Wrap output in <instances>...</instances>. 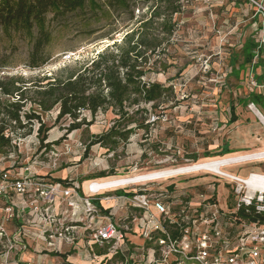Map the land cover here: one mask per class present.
<instances>
[{
  "label": "rangeland",
  "instance_id": "rangeland-1",
  "mask_svg": "<svg viewBox=\"0 0 264 264\" xmlns=\"http://www.w3.org/2000/svg\"><path fill=\"white\" fill-rule=\"evenodd\" d=\"M220 2L222 0H192L183 13L175 15L178 30L172 38L168 51L161 55V62L167 66L166 71L163 73L158 70L159 72L152 76V79L173 89L170 100L166 101L164 106L158 107L156 111L152 110L153 113H162L167 118L156 126L149 140L150 143L152 139H155L153 138L155 134L158 135L161 139L162 152L153 150L145 155L143 131L137 130L129 141L122 144L116 151L109 152L100 145H94L90 148L88 156L82 158L93 136L107 130L113 123L115 115L110 110L100 112L93 124L85 131L67 132L65 127L70 124V120L56 122L57 111L53 110L42 115L47 126H52L46 142H53L60 138L61 142L51 149L41 150L39 136L36 133L38 122L35 121L30 134L13 135L11 145L0 150V168L31 167L33 173L40 175L46 173L44 176L47 178H53L50 175L51 172L62 171L67 173L65 178L83 182L100 171H111L110 174H113L103 178L104 180L175 168L195 163L194 160L198 159L206 161L228 156L219 155L203 159L206 150L214 151L216 144L222 141L224 132L220 121L226 117L227 113H230V100L237 103L238 99L246 98L248 93L255 92H251L248 88L250 81L247 83L244 80V85L248 84L247 88L238 86L240 78L239 80L231 78L226 84L220 81L221 76L225 74V64L228 63L230 53L242 55V45L246 38L254 36V27L251 24L252 11L246 6L241 10L233 8L230 4L221 8ZM137 7H140V10H137ZM137 7L135 19L132 22L127 20L125 15L116 21L117 33L114 34V38L120 41L125 32L137 26V22L145 11L141 9V4ZM255 21L253 25H256ZM69 24L70 26L53 27L54 40L49 47L52 57L49 63L40 69H30L27 66L29 44L26 40L19 37L9 40L0 32V76L21 74L26 79H32L46 73L54 74L65 66L74 69L80 63L93 58L114 41L101 37L109 28H106L104 32L88 35L80 31L78 19H71ZM67 53H71V57H65ZM205 59H209L207 69H205ZM156 67L159 68L160 63ZM259 68H264V65ZM180 69L181 73L178 75L177 72ZM169 77L173 78L168 80ZM251 103H245L243 110L251 109ZM253 109L257 111L256 108ZM84 115L88 120L92 119L89 112H85ZM28 129L20 132L23 133ZM211 138L214 139V146L207 148L209 141H212ZM217 139L219 141L216 143ZM225 169L233 174L238 171V167L232 165L226 166ZM247 172L248 170L244 169L240 175L246 177ZM202 177H204L202 180L206 182L212 176L208 175L207 177L210 178H206L203 171H192L165 180L156 179L134 185L155 188V185L173 183L179 189L197 191L203 190L199 186L202 181L199 179ZM222 180L225 179L222 178ZM125 187L116 188L111 193ZM86 188H88L87 184ZM215 188L218 189L220 204L224 203L227 189L222 184L219 186L216 184ZM123 212L124 210H121L114 217L118 223L121 222L120 219L125 213ZM134 239L138 240V238ZM16 252L7 257L9 264L17 258ZM142 254L144 255L139 252L137 259H142ZM4 257L0 255V262L4 261Z\"/></svg>",
  "mask_w": 264,
  "mask_h": 264
},
{
  "label": "trees",
  "instance_id": "trees-1",
  "mask_svg": "<svg viewBox=\"0 0 264 264\" xmlns=\"http://www.w3.org/2000/svg\"><path fill=\"white\" fill-rule=\"evenodd\" d=\"M190 2L192 0H2L0 32L9 40L19 37L28 42L27 66L30 69H40L49 63L52 57L49 47L54 40L53 27L70 26L71 19H78L80 31L88 35L109 28L101 37L114 41L74 69L65 66L54 74L46 73L32 79H26L21 74L0 76V150L11 145L13 135L30 134L35 121L38 122L36 133L41 150L59 144L61 138L46 142L52 126H47L42 115L53 110L57 111L56 122L70 120V124L65 127L67 132L85 131L93 124L98 113L110 110L115 115L113 123L104 132L93 136L82 158L88 156L94 145H100L109 152L116 151L137 130L143 131L145 155L153 150L162 152L158 135L155 134V139L150 143L149 140L152 131L163 120L159 119L154 124L148 120L152 114L164 115L153 113L152 110L164 106L170 100L173 89L152 79V76L159 71H166L167 66L161 62V55L168 51L178 30L175 15L183 13ZM139 4L145 11L137 26L125 32L120 41L114 38L117 33L116 21L125 15L132 22L135 19V8ZM227 4L241 10L247 3L244 0H225L221 8ZM136 9L140 10V7ZM261 53L260 42L254 36L246 38L241 56L230 53L228 63L225 64V74L220 81L226 84L231 78H240L238 86L244 88L245 79L241 78V73L253 64L256 56L254 68L264 65ZM159 63L158 68L156 66ZM177 73L180 75L181 69ZM250 99L264 103L260 95L252 93L238 99V103H246ZM235 104L234 100H230L229 124L237 120ZM85 112L90 113L91 120L87 119ZM27 128L28 131L20 132ZM211 139L207 148L215 143ZM229 152L228 142H224L220 152L206 150L203 159ZM110 172L100 171L91 178H106L113 175ZM48 179L64 185H73L76 181L71 178ZM207 186L200 185L203 190L197 191H210V185ZM117 193L122 194V189H118ZM95 202L104 210L97 200ZM238 214L245 220L256 219L254 211L247 213L244 208L239 209ZM52 254L62 257L59 264H71L66 260V253ZM118 257L124 258V255Z\"/></svg>",
  "mask_w": 264,
  "mask_h": 264
},
{
  "label": "built area",
  "instance_id": "built-area-1",
  "mask_svg": "<svg viewBox=\"0 0 264 264\" xmlns=\"http://www.w3.org/2000/svg\"><path fill=\"white\" fill-rule=\"evenodd\" d=\"M244 1L253 10L252 17L259 20L255 34L264 48V0ZM67 54V58L72 55ZM205 63L207 69L209 59ZM250 105L256 108L254 103ZM159 119L167 118L152 114L148 121L154 124ZM235 158L233 163L262 159L264 151ZM222 169L200 170L213 178L207 183L208 192L182 190L169 183L155 188L130 185L122 188V194L111 193L120 187L93 189L92 185L100 184L103 178L87 180L84 191L78 183L50 181L33 173L31 167H23V173L14 176L1 170L0 255L5 257L0 264H9L7 257L14 251L29 250L23 219L28 208L36 219L31 224L39 227L38 239L54 249L62 244L77 251L85 248L90 264H264V185L253 179L264 178V174L249 172L244 177L224 166ZM219 183L227 189L221 204L215 188ZM13 193L23 198L22 205L14 201ZM57 199L78 215L67 220L56 213ZM107 201L109 204H103ZM112 202L116 204L112 206ZM241 208L247 213L254 211L256 219H242L238 214ZM121 210L125 213L118 223L114 217ZM10 222L15 225L11 234L7 230ZM79 238H83L80 246ZM139 252L144 253L142 259H137ZM122 254L124 258H116Z\"/></svg>",
  "mask_w": 264,
  "mask_h": 264
},
{
  "label": "crops",
  "instance_id": "crops-1",
  "mask_svg": "<svg viewBox=\"0 0 264 264\" xmlns=\"http://www.w3.org/2000/svg\"><path fill=\"white\" fill-rule=\"evenodd\" d=\"M246 7L252 11V16H253V10L251 9V7L248 4H246ZM254 20H256L255 21L256 25H253ZM258 22L259 20L256 17L253 18V21H251L252 27H254L253 33H254L255 38H256V34H255L256 27L255 26H257ZM263 49L264 48L262 47L261 58L264 59ZM256 61H257V56L255 57L253 64L249 66L251 68H248L241 73V78H244L247 81V83H249L250 81V87L248 88H250L251 92L255 91L252 94L260 95L264 101V68L262 69L259 68V66H263V65H259L254 68V63ZM247 85H244V88H247ZM256 90H259V91H256ZM251 102L255 104L257 111H254L253 108L251 109L249 108L248 111H244L243 105H245V103L237 102L235 104L236 105L235 115L237 116V120L229 124L231 113H227L226 117L223 120L221 119L220 125L222 126L224 133L222 135V141L220 143H217L219 139L216 140L217 144L214 148L215 152H220L222 150V144L224 142H228V148L230 150L229 153H226L224 155H228L231 157L264 151V120L260 117L261 115L264 118V103L256 99H253V100L250 99L246 103L249 104ZM231 165L238 167V171L236 173L238 175H240L241 171L244 169L248 170L247 173L256 172V173L264 174V158L249 160V161H244V162H239V163H231L230 166ZM1 170L10 171V173L13 176L16 174L23 173V167L16 168V167L10 166L9 168H0V171ZM37 175H40V174H37ZM44 175H46V173H44ZM50 175L53 176V178H65L67 176V173H63L62 171H57V172H51ZM203 178L204 177H202L199 180H202ZM206 178H210V177L206 176ZM212 180L213 178L211 177L206 182L202 180L201 183L199 184L207 186V183H209ZM75 183H78L81 186L82 190L84 191L86 190V181L79 182L78 180H76ZM12 196L16 203H18L19 205H22L23 198L19 194L13 193ZM103 204H109V201ZM115 204L116 202L111 203L112 206ZM0 206H1V200H0ZM55 210H56V213H58L60 216H65L67 220H70V217L72 216L76 217L78 215V213L74 214L71 209H68L65 203L61 204L60 199H57L56 201ZM65 211L67 212L65 213ZM2 216H3V213L0 209V222L2 221ZM23 219L27 222V224L25 225V229L28 232L27 240L30 244V248L28 251L17 253V258H14L10 264H19V263L59 264L61 263L62 257L60 255H53L52 252L66 253L67 254L66 260L70 262L71 264H90L88 259L85 258L88 254L85 248H82L77 251L68 244H62L58 249H54V248L49 247L46 243H44L40 239H38L36 235L38 234L39 227L37 224L36 225L31 224V221L32 223H34L36 219L32 218V214L30 213L29 208L27 209V212L24 214ZM14 226H15L14 222H10L7 224V230L10 234L15 230ZM78 242H79L78 246L82 245L83 238H79Z\"/></svg>",
  "mask_w": 264,
  "mask_h": 264
},
{
  "label": "bare ground",
  "instance_id": "bare-ground-1",
  "mask_svg": "<svg viewBox=\"0 0 264 264\" xmlns=\"http://www.w3.org/2000/svg\"><path fill=\"white\" fill-rule=\"evenodd\" d=\"M260 117L264 120L263 116ZM237 157V156H236ZM235 157L225 156V157H216L206 161H199L188 165H181L175 168L156 170L151 172H142L135 175L127 177H114L109 179H104L100 181V184H93V189L100 187V189H108L114 187L128 186L143 183L150 180L161 179L165 180L172 176L188 173L192 171L200 170H213L221 172L222 166H230L231 163L235 161ZM238 161V160H237ZM253 179L259 180L264 185V178H258L253 176Z\"/></svg>",
  "mask_w": 264,
  "mask_h": 264
}]
</instances>
